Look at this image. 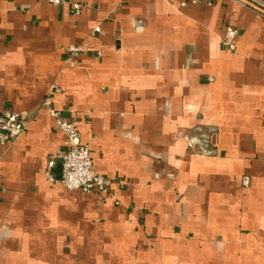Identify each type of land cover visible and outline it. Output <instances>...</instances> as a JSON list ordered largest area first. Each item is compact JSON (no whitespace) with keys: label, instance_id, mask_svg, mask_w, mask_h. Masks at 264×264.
Listing matches in <instances>:
<instances>
[{"label":"crops","instance_id":"0c3cea01","mask_svg":"<svg viewBox=\"0 0 264 264\" xmlns=\"http://www.w3.org/2000/svg\"><path fill=\"white\" fill-rule=\"evenodd\" d=\"M47 98L111 198L49 180ZM6 110L0 264H264V0H0Z\"/></svg>","mask_w":264,"mask_h":264},{"label":"built area","instance_id":"2783aa9c","mask_svg":"<svg viewBox=\"0 0 264 264\" xmlns=\"http://www.w3.org/2000/svg\"><path fill=\"white\" fill-rule=\"evenodd\" d=\"M53 4L65 3L68 0H49ZM81 6L76 4V8ZM99 30V27H96ZM238 28L228 25L225 30L224 43L229 50H235V39ZM80 47H72L70 53L78 56ZM44 106L55 117L57 127L66 133L65 146L57 149L49 156L47 176L53 182H60L71 190L79 189L86 193H98L111 198L112 178L97 173L94 169L90 146L83 143L80 132L73 120L64 117L61 112L51 106V100L45 99ZM30 115L13 110L0 111V143L11 144L27 128ZM57 159L61 160V175L55 176L51 169ZM1 179V175H0ZM248 186L250 180L244 176L242 180ZM1 193V183H0Z\"/></svg>","mask_w":264,"mask_h":264}]
</instances>
